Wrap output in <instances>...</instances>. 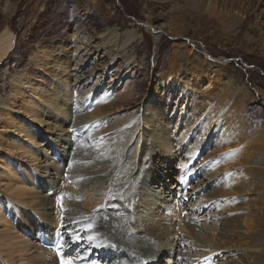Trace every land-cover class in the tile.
Instances as JSON below:
<instances>
[{
    "label": "bare ground",
    "instance_id": "1",
    "mask_svg": "<svg viewBox=\"0 0 264 264\" xmlns=\"http://www.w3.org/2000/svg\"><path fill=\"white\" fill-rule=\"evenodd\" d=\"M182 1L183 6L180 7L183 10H189L190 13L192 11L194 14L208 12L216 17L227 31H235L237 26H245V23L226 21L229 5L233 7L236 1H244L253 8L257 3V0H209L207 4L208 0ZM224 9L227 12H224ZM138 39L134 29L127 30L123 35H118L117 31L113 30L97 46L96 55L103 57L109 50L127 54ZM13 44V33L5 30L0 35V62L7 58ZM180 47L185 51L176 50L171 57L170 66L161 75L164 77L161 79H165L162 89L165 92L168 89L171 95L174 85L168 88L167 83L177 86V81L180 80L181 92L193 91L204 97L200 99V96L194 93V110H198L204 100H207L209 112L215 113L225 108V121L220 127V139L216 141L215 146L219 149L211 152L209 157L217 153H222L223 156L212 157L208 168L202 170L201 178L194 189L202 188L204 191L212 183L219 181L220 172L236 169L233 175L223 182L226 188H222V193L217 194L221 199L225 197L226 203L222 206L225 200L222 203L218 200L215 207L203 206L205 194L202 191L197 198L196 195L194 197L193 194L182 192L183 185L174 187V184H168V187L165 180L161 181L162 184L157 181L159 177L153 167L151 170L146 169L150 164L148 157L151 154L155 155L154 162L162 163L166 169L171 165L172 158L179 157L184 152L180 142L179 145L173 144L170 130L160 124L162 112L159 107H154L156 111L151 114L146 111L145 118L141 120L143 122L138 123L141 117L138 118L137 114L130 120H114L102 128L103 123L98 119L105 116L107 105L99 106L91 102L95 94L101 91L99 88L93 91L95 86L89 88L92 75L89 78L77 76L86 61L85 54H81L82 50L78 48L69 70L72 75L67 74L65 79L64 75L57 76L47 102L30 107L38 109L39 114L42 112L48 118L43 119L36 113L32 114L33 120L44 128L39 129L34 124L21 121L14 122V126L24 132L29 140H36L38 131L39 136L43 135L41 140H36L38 147L29 146L22 149L18 144H9L12 149L23 150L22 156L31 158V162L39 160L37 167H40V184L47 189L42 192L38 186L35 187L36 181L32 175L24 179L11 170L9 176L14 181L11 196L18 205H27L33 209L26 213L19 208L31 234L35 237L39 218L43 221V226L52 230V235L48 237L51 240L43 244L40 242L41 245L37 242L32 245L30 240L28 242V239L23 237L21 230H24V227H16L19 230H15V223H8L9 217L4 218L2 211L0 222L12 232L4 235V238L0 237L3 240L0 264H197L205 259L207 264H213L210 253L243 246L246 249L245 261L248 264L255 263V254L264 250V192L261 197L258 196L257 201L248 205L252 208L248 214L226 219L215 216L220 215L217 209L220 204L222 208L230 204L226 197L235 194V190L239 189V193H242L249 189L248 192L253 190L259 195L263 189L264 159L258 162L257 160L264 155V128L259 129L260 131L258 128L253 129V136H249L251 128L248 122L243 120L248 96L245 85H235V79L232 78L225 80L221 86L217 85L222 76L217 77L216 74L209 73L213 67L208 69L205 66L207 62L204 56L193 50L189 43H183ZM103 51L105 54L101 55ZM127 57L132 58L131 55ZM58 71L65 73L68 68L60 67ZM208 76H211V83L204 90L200 89V80ZM126 97L125 94H118L113 103ZM0 105L8 108L5 101L0 100ZM36 105L38 104L35 101L33 106ZM203 114H200V117ZM181 115L182 113L178 116L177 125L184 124L182 132L186 138L194 129L195 122L192 119H196V115L189 113L185 121L181 119ZM235 119L237 121H234ZM210 127L209 123L201 127V134L197 139L199 142L196 140L199 144ZM104 134L106 136H103ZM177 147H180L178 151ZM250 149L258 151L251 157ZM197 151L196 146L188 152V161L182 160L186 154L180 157L181 164H185L183 169L188 170ZM55 154L61 155V158L55 159ZM183 172L180 174L185 181L189 176L186 175L187 172ZM162 173L165 174V170ZM249 175L251 179L250 183H247L246 177ZM234 186L237 189L232 190ZM33 189H38V201L31 200V195L35 194L30 192ZM172 192L174 197L171 196ZM206 196L209 203L213 196ZM177 208L180 212L188 211L187 215L183 218H180L182 216L179 213L175 215ZM240 208L242 207L238 209ZM208 217L211 218L210 222L206 220ZM204 219L206 221L203 223ZM179 230L185 231L189 238L176 236ZM253 245L257 247L255 250ZM258 259L257 257V264Z\"/></svg>",
    "mask_w": 264,
    "mask_h": 264
},
{
    "label": "rangeland",
    "instance_id": "2",
    "mask_svg": "<svg viewBox=\"0 0 264 264\" xmlns=\"http://www.w3.org/2000/svg\"><path fill=\"white\" fill-rule=\"evenodd\" d=\"M208 2L209 0L206 4ZM237 2L234 8L229 5L228 12L224 9V12H227L225 19L227 22L245 23V26H237L235 31H227L223 29L218 19L208 12H195L194 14L192 11L190 13L189 10H183L180 7L183 6L182 0H0V35L8 30L14 36L11 52L0 62V100L8 104V108L0 105V212L3 211L4 218L9 217L8 223H15V230H19L16 227H24L21 232L28 242L30 240L29 243L41 245L40 242L43 244L50 241L48 237L52 235V230L43 226V221L38 218L37 223L41 226L37 225L35 237L31 234L19 208L22 211L25 210L26 213L33 209L27 205H18V202L14 201L11 196L14 181L9 174L13 170L17 176H22L24 179L32 175L35 177V187L38 186L42 192L47 187L40 184V167H37L39 160L31 162V158L22 156L23 150L12 149L9 144H18L22 149L29 148V146L35 148L38 147L36 140H41L43 135L39 136L38 131L35 135L36 140H29L24 132L14 126V122L20 123L21 121L34 124L39 129L44 128L43 125L33 120L32 114L36 113L43 119L48 118L42 112L39 114L38 109H30V107H37L41 102H47L57 76L64 75L63 79H65L67 74L72 75L69 70L75 58V50L78 48L82 50L81 54H85L84 60L86 61L77 76L83 75L84 78H89L92 75L89 88L95 86L93 91L97 88L101 91L95 94L91 102L99 106L107 105L105 116L97 118L103 123L102 128L107 127L114 120L124 122L137 114L138 118L141 117L138 123L143 122L141 120L146 111L151 114L156 111L154 107H159L163 115H160V124L170 130L169 134L173 144H181L184 148L182 155L186 154V156L182 160L186 161L189 157L188 152L198 147L188 170L182 168H185V164L183 162L181 164L179 160L183 157L182 155L172 158L171 165L164 169L165 166L162 163L154 162L155 155L151 154L148 157L150 164L146 169L151 170L153 167L159 177L157 181L161 184L163 183L161 181L165 180L167 186L168 184H174V187L183 185L182 192L193 194L194 197L196 195L198 198L202 188L194 189V186L201 178L202 170L208 168L212 157L223 156L222 153H217L209 157L211 152L219 149L215 146L216 141L220 139V127L225 121L223 117L225 108L215 113L209 112L207 100H204L200 103L201 107L194 110L192 103H195L194 93L200 96V99L204 97L193 91L181 92L180 80L177 81V86L167 83L168 88L174 85L171 95L168 89L166 92L162 89L165 79H161L164 78L161 75L170 66L173 53L176 50L185 51L180 47L183 43H189L193 50L200 53L202 57L204 56L207 62L205 66L208 69L213 67L210 74H216L217 77L222 76L217 85L221 86L225 80L232 78L235 79V85L246 86L248 96L243 120L248 122L251 128L249 136H253V129L264 128V0H257L253 8L248 2ZM131 29L136 30L139 39L133 43L130 52L125 54L123 51L109 50L110 53L105 54L104 51L103 54L101 53V55L105 54L103 57L96 55L97 46L110 32L114 30L118 35H123ZM126 55H131L132 60L127 59ZM60 67L68 68V72L60 73L58 71ZM210 78L211 76H208L200 80L199 88L204 90L211 83ZM20 81L29 83L21 84ZM118 94H125L127 97L120 102L113 103V99ZM35 101L38 105L33 106ZM203 111H205L204 114ZM180 113H182L183 121L188 119L186 117L189 113L196 115V119H192L195 122L194 129L186 138L182 132L184 124L177 125ZM200 114L203 116L200 117ZM206 123L210 124L211 129L199 144L197 139L201 134L200 129ZM183 138L185 141H180ZM179 148L177 147L176 151ZM257 151V149H250L249 156L252 157ZM60 158L61 155L55 154V159ZM261 159H264V155L258 158L257 162ZM163 170L165 174L162 173ZM234 170L236 169L220 172L219 181L217 180V183H212L209 188L202 191L205 194L203 206L215 207L218 200H221L220 203L225 200L222 206L226 203L225 197L221 199L217 194L222 193L226 188L224 183L233 175ZM181 172L184 174L187 172L188 181L186 179L183 181ZM246 178L249 180L247 183H250L251 175ZM26 183H28L27 180ZM233 189L237 188L234 186ZM238 190L234 191L235 194L226 197L230 201L228 206L222 208L220 204V207H217L220 215L215 217L226 219L248 214L252 211L248 205L257 201L258 196H262L264 187L259 195L253 190V193L248 192L249 189L242 193ZM37 191L38 189L30 190L31 193H35L31 195L32 201H38L40 196L36 195ZM206 195L213 196L209 203ZM171 196L174 197L173 192ZM239 207L242 208L238 209ZM176 210L175 215L180 214L182 216L180 218L188 213L186 210L180 212L179 208ZM206 220L210 222L211 218L208 217ZM7 230L8 228L0 222L1 238L12 232V230ZM186 234L182 230L176 232V236L180 238L187 237ZM2 247L3 240L0 239V249ZM252 248L255 250L257 247L253 245ZM210 254L213 257V264H248L245 261L244 246L222 249ZM255 256L253 264H257V257L259 258L258 264H264V250H259ZM160 264L174 263L160 262ZM197 264H207V260H200Z\"/></svg>",
    "mask_w": 264,
    "mask_h": 264
}]
</instances>
